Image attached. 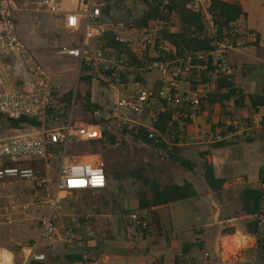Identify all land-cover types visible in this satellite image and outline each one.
I'll return each instance as SVG.
<instances>
[{"label": "rangeland", "instance_id": "374dc122", "mask_svg": "<svg viewBox=\"0 0 264 264\" xmlns=\"http://www.w3.org/2000/svg\"><path fill=\"white\" fill-rule=\"evenodd\" d=\"M40 1L42 0H17L20 7H23L25 3L29 6L28 9L24 7V10L18 12L16 18L22 39L52 77L56 96H54V112L47 121L48 125H52L56 113L64 109V106L58 104V99L73 91L72 102L70 106L68 105L69 108L64 110L65 116L59 119V123H64L72 112L77 121L86 122L87 117H93L106 121L107 123L101 124L103 129L106 128L115 137V143L107 140L104 147L97 145V154L93 153L94 148L87 142L72 143L69 147L68 161L74 157L85 158L92 155L103 158L109 174V185L101 191L85 190L61 194L59 217L66 225L74 228L80 251L68 244L67 233L64 228H60L53 238L42 243L40 250L45 253L46 260L40 264H72L69 257L81 252L87 254L88 258L76 264H156L166 253L164 250L167 247L164 246H170L171 242L176 245L173 248L169 247L171 250L167 252L172 262L174 256H179L182 252L183 221L180 219V214L183 213V204L176 208L167 207L160 210L164 237L143 234L140 230L131 227L129 223L131 213L140 212L142 214L139 209V192H149L150 188L145 185L144 178L157 181L161 186H165L182 183L183 173L186 174L188 171L170 155L174 144L168 137L160 133L158 136V139L168 146L165 149L145 143L141 138L132 135L133 131L142 127L139 126L140 124L150 127L151 112L157 113L162 107L158 100H153L148 104L135 103L130 94L133 84L139 82L148 96L162 87L163 79L160 72L157 69L141 70L125 65L121 70L122 75L119 80L120 92L133 102L132 105L140 109V113L134 114L130 106L116 105V98L111 89L102 80L92 72L79 73L77 60L58 55L61 47L79 44L81 34L66 30L62 16L52 15L39 9L37 3ZM57 1L62 2L68 8L72 7V0ZM232 1L243 2L248 14V25L256 28L261 34V44L249 43L242 47L245 51H249L246 59L239 58L234 64L231 58L238 80L242 81L243 72L250 70V73L243 79V83L247 84L251 91L257 93L264 83V0ZM99 2L105 9L108 1L99 0ZM110 3L114 5V9L108 14L104 13L106 18L113 23L121 22L126 27L133 24L132 22L138 19L144 11V4L141 0H110ZM164 4L167 2L165 1ZM205 23L206 33L209 36V23L206 20ZM173 24L174 30L178 29L175 18L172 23L157 22L156 26L160 31L164 25L170 27ZM93 44L100 46L99 41ZM122 55L126 54L117 52V56L124 59L125 56ZM172 62L183 66V59ZM23 71L20 67L14 68V79L16 80L19 75L23 74ZM89 74L93 77L91 86L80 81V77L89 76ZM88 90H91L92 102L99 106L95 112H89L86 107L75 105V95H85ZM169 106L174 111L181 105L169 104ZM124 113L127 115L126 119H123L122 114ZM233 115L236 117L237 112ZM253 116H242L240 119L235 118V121L239 122ZM234 123L231 126L232 129H234ZM15 128L17 127L8 121H0V138L35 130L30 126H24L23 130ZM231 147L229 160L224 158L221 151H215L213 147H209L208 150L212 153L214 151V161L220 172L226 174L228 179L234 182L237 176H242L249 182H253L252 186L256 187L257 172L264 166V141L258 139L252 143L241 142ZM176 149L180 151L179 156L183 158V148L178 146ZM59 164L60 159L51 152L47 164L41 160L29 162L35 170L43 172V175L37 174L36 180L0 182V248L11 251L19 257L24 246L38 239L42 219L49 213V201L55 192ZM139 173L140 177L137 176ZM149 196H151L150 193ZM232 197V206L235 209L240 205L239 196L233 193ZM184 208L187 212H191L192 207L189 203H185ZM105 215L108 216L105 217ZM86 219H88V224L84 223ZM246 231L247 227H245ZM128 244V248H123ZM226 249L229 251V248L226 247ZM227 250L225 256L227 254L231 256L237 252V250L234 253ZM194 253L200 259V251L195 249ZM252 257L253 251L246 250L245 258L250 260Z\"/></svg>", "mask_w": 264, "mask_h": 264}, {"label": "built area", "instance_id": "2783aa9c", "mask_svg": "<svg viewBox=\"0 0 264 264\" xmlns=\"http://www.w3.org/2000/svg\"><path fill=\"white\" fill-rule=\"evenodd\" d=\"M38 8L52 15L64 18V27L68 31L81 34L79 44L71 47L63 46L58 50L61 57L73 58L81 67L86 66L102 80L112 91L116 98V105L131 107L134 114L140 109L132 105L133 102L120 92L122 72L125 65H129L128 55L123 58L117 56L115 50L94 46V42L109 32L116 36V42L125 45L138 60H146L144 68L157 69L163 79L160 89L161 99L169 104L181 105L172 111V121L179 123L180 132H184L194 121L195 115L202 112V102L208 96L193 91L191 86L182 89L183 85H190L189 77L196 78L193 73L197 69L191 56L183 60L182 65L174 62L160 61L147 62L155 58L160 52H169L171 45L167 41H159V29L154 27H138L134 24L125 26L123 23H113L103 12V5L99 0H72V7H66L57 0H42L37 3ZM29 4L20 7L17 0H0V117L13 119L21 117L37 118L42 122L40 129L20 133L7 138H0V182L4 181H34L37 172L29 162L41 160L47 164L50 158V143H55L59 151L54 152L60 159L59 172L55 185V192L49 201V213L42 219L38 239L26 245L17 255L11 251L0 248V264H33L42 263L46 255L40 250L42 243L53 238L60 228L67 233L68 244L80 251L74 228L65 224L59 217V204L61 194H71L85 190L99 191L108 186L106 163L98 155L85 158L74 157L68 161V149L72 143L90 142L103 137L101 124H91L77 121L73 112L64 123L55 118L53 126L47 127V121L54 110V89L52 77L32 49L22 39L16 14ZM195 11L205 13V20L209 23V37L213 40L215 50L205 55L215 66L212 73L216 78H222L235 85V71L231 63L230 51L233 49L235 39L240 35V29L234 25L225 31V38L221 39L218 27L212 22L207 11L199 8L195 3L190 4ZM121 56V57H122ZM203 56H200L202 58ZM14 67H13V66ZM20 67L29 77L30 89H17L13 69ZM91 73V74H92ZM188 75V77H186ZM182 79V81H181ZM153 93L148 96L138 82L133 84L130 92L135 103L148 104L154 100ZM123 119L127 115L122 114ZM157 113L151 112V126H142L148 130L149 138L158 142L159 132L154 127ZM190 121V122H188ZM137 123V122H136ZM264 141V114H255L252 118L234 123V129L225 137L219 133H209L204 141L207 143L231 141ZM91 158L92 160H87ZM5 159V160H3ZM264 180V168L260 177ZM264 185L260 183V188ZM257 228V238L264 239V202L252 217ZM130 226L140 231L149 229L150 220L140 212L129 215ZM45 245V244H44ZM82 253V252H81ZM84 254V259L88 255ZM208 254L205 258H208Z\"/></svg>", "mask_w": 264, "mask_h": 264}, {"label": "trees", "instance_id": "16d2710c", "mask_svg": "<svg viewBox=\"0 0 264 264\" xmlns=\"http://www.w3.org/2000/svg\"><path fill=\"white\" fill-rule=\"evenodd\" d=\"M108 4L103 9L104 13H109L114 9V5L107 0ZM123 1V0H122ZM167 4H164V2ZM194 0H141L144 4V11L142 15L132 22L134 25L144 27H154L157 22L161 23H172L173 19L177 20L178 29L174 30V24L170 27L164 25V28L159 31V41H167L171 45L169 52H160L158 55L149 60L148 62H160V61H175L178 59L185 60L191 56L193 64L197 69H194L196 78H190L189 81L192 88L195 90L199 85L208 83L210 81L209 74L215 71V66L210 58H205L207 54L215 50L212 45L213 40L207 36L205 14L202 11H195L190 7V4ZM207 13L210 16L212 22L218 27L221 39L225 38V31H229L232 26L236 25L239 20L245 18L247 13L244 7L239 2H232L227 0H210V4L207 7ZM100 45L103 48L115 50L119 53H124L129 57V65L135 69H142L146 64V60H138L134 57V54L125 45L116 42V36L113 32H109L106 35L98 39ZM200 56H203L200 58ZM82 72H91L86 66L81 67ZM198 77V78H197ZM92 75L80 77V81H84L87 85L91 86ZM216 91L211 94L208 99L202 102V106H214L216 104L225 105L232 98H236L235 104L237 107H245L246 100L253 107H264V95H249L244 96L239 89H237L234 83H229L227 80L217 78ZM161 89V88H160ZM160 89L153 93L152 98L158 100L161 104V109L157 112V118L154 122L156 130L169 138L170 142L173 143V151L170 154L176 158L180 164L188 169L192 168V165L181 158L180 151L176 148L183 143V133L180 132L179 123L172 121V108L168 105V102L161 99ZM264 92V87H263ZM54 96L55 93H54ZM91 90H88L85 95H75V105L86 107L87 111L95 112L99 109V106L92 102ZM73 99V91L64 95L58 99V104L64 106L56 113L58 119H62L65 115L64 112L69 108ZM69 105V106H68ZM65 110V111H64ZM54 110L52 111L53 114ZM61 114V115H60ZM0 121H8L12 125H18L16 130H23L24 126H30L34 129H40L42 122L37 118L21 117L19 119H13L6 116H1ZM87 123L102 124L107 123L104 120H97L93 117L86 118ZM190 122V121H188ZM52 125L47 127L51 128ZM132 135L136 138H141L145 143L157 145L161 148L167 149L168 146L158 139V142L149 138L148 130L144 127H140L137 131H133ZM110 140L115 143V137L111 135L106 128L103 129V137L100 140L87 142L93 147V153L97 154V145L105 146V142ZM49 148L51 152L59 151L58 145L50 143ZM182 150V149H179ZM37 174L43 175V172L35 170ZM108 185H109V174ZM140 177V173L137 174ZM205 179L211 190L214 192L222 189L225 181L217 179L214 168L212 166L206 167ZM144 183L150 186L148 191L139 192V209L144 217L149 218L150 226L149 229L143 230V234H150L156 237L163 236V227L161 223L160 207L169 206L172 204L179 203L181 201L189 200L197 196L196 190L193 186L186 182L182 185L170 184L161 186L157 181H151L150 179L144 178ZM260 183L264 185V180ZM108 188V186H107ZM101 191V190H99ZM149 193L151 196H149ZM240 202L242 204V211L249 217L259 210L260 205L264 202V187L263 188H247L244 189L240 194ZM84 220V219H83ZM88 220L84 223L87 224ZM92 227V226H91ZM248 231L252 235H257V228L255 223L248 224ZM75 232V230H74ZM259 249L264 252V239H258ZM195 244H184L182 251L184 254H189ZM72 260V264L81 263L84 259L83 253L72 255L69 257ZM40 264V263H33Z\"/></svg>", "mask_w": 264, "mask_h": 264}, {"label": "crops", "instance_id": "0c3cea01", "mask_svg": "<svg viewBox=\"0 0 264 264\" xmlns=\"http://www.w3.org/2000/svg\"><path fill=\"white\" fill-rule=\"evenodd\" d=\"M192 3H195L199 8H203L204 11H207L210 0H194ZM239 3H241L244 7L242 1H239ZM62 19L64 21V18ZM247 19L248 14L245 18L236 23V26L240 29L241 34L235 39L234 46L231 51V58L234 64L238 62L239 58L246 59L248 57L249 51L242 49L245 44H261V34L256 28L248 25ZM260 49L261 46L259 47V50ZM247 68L250 69L249 66H247ZM243 73V77L245 78L250 73V70H245ZM209 78L210 81L208 83L199 85L195 90L192 88L191 84H184L183 86L184 88L191 86L190 88H192L193 91L201 92L209 97L216 91L217 87V78L213 76L212 73L209 74ZM243 79L242 81L238 80L235 72V87L239 89L244 96L264 95V83L261 86L260 91L256 93L251 91L247 84L243 83ZM15 81L17 89L19 90L31 88L29 77L24 71L23 74L19 75ZM235 100L236 98L234 97L229 102H226L225 105L216 104L214 106H204V108H202L203 111L195 115L193 123L183 132L184 140L179 146L183 148V159L189 162L192 165V168L188 169L183 166L188 169V171H186V174L183 173V182L175 184L182 185L186 182L190 183L196 190L197 196L176 204L160 207L159 210L167 207L176 208L178 206H182L183 204V213L180 214V219L183 221L181 229L183 232L182 249L184 244H195V246L191 249L189 254H184L182 251L179 256H174V259L170 262L171 257L167 252L168 250H171L169 247L173 248L176 246L171 242L170 246H164L167 247L164 250L167 254L165 253V255L161 257L156 264H264V252L259 249L258 238L256 235H252L248 231V224L253 223L252 217H249L242 211V204L240 202V194L244 189L259 188L260 177L264 166L259 168L257 172L256 187L252 186V184H254L253 182H249L242 176H237L235 181L232 182L227 178L226 174L220 172L217 167L213 158L214 151L212 153L208 150L209 147H213L215 151H221L224 158L229 160V155L231 154L230 148H232L231 146L237 145L241 142L252 143L253 141L225 140L216 143H207L204 141L206 135L211 132L219 133L227 137L233 130L231 126L234 122H236L235 118L240 119L242 116L264 114V107H253L247 100L245 102V107H237ZM234 112H237L236 117L233 115ZM207 166H212L214 168L217 179L225 181L221 190L214 192L206 182L205 172ZM233 193L239 196L240 202L239 207L235 209L232 206ZM185 203L190 204L192 207L191 212L186 211L184 208ZM107 216L108 215H105V217ZM245 227H247L246 232ZM237 233L246 237L251 241V243L248 246L237 250L235 254H231V256H228L227 254V256H225L227 249L224 245V241ZM128 247L129 244L127 247L124 246L123 248ZM195 249L200 251V259L194 253ZM246 250L253 251V257L250 260L245 258ZM207 254L209 256L206 259L205 255Z\"/></svg>", "mask_w": 264, "mask_h": 264}, {"label": "bare ground", "instance_id": "6f19581e", "mask_svg": "<svg viewBox=\"0 0 264 264\" xmlns=\"http://www.w3.org/2000/svg\"><path fill=\"white\" fill-rule=\"evenodd\" d=\"M224 242H226L225 246L229 248V251L231 250L233 253L235 250H240L242 247L248 245V243H251L250 240L242 236L240 233H237L234 236L226 239Z\"/></svg>", "mask_w": 264, "mask_h": 264}, {"label": "water", "instance_id": "95a60500", "mask_svg": "<svg viewBox=\"0 0 264 264\" xmlns=\"http://www.w3.org/2000/svg\"><path fill=\"white\" fill-rule=\"evenodd\" d=\"M17 128L19 127L18 125H15Z\"/></svg>", "mask_w": 264, "mask_h": 264}]
</instances>
